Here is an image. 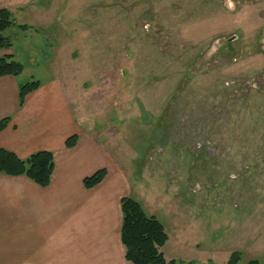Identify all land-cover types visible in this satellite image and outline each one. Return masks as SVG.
Masks as SVG:
<instances>
[{
  "label": "rangeland",
  "instance_id": "374dc122",
  "mask_svg": "<svg viewBox=\"0 0 264 264\" xmlns=\"http://www.w3.org/2000/svg\"><path fill=\"white\" fill-rule=\"evenodd\" d=\"M10 11L3 35L19 79L57 81L80 99L81 123L107 128L126 197L166 229L168 262L227 264L239 252V264H264V0H35Z\"/></svg>",
  "mask_w": 264,
  "mask_h": 264
},
{
  "label": "crops",
  "instance_id": "0c3cea01",
  "mask_svg": "<svg viewBox=\"0 0 264 264\" xmlns=\"http://www.w3.org/2000/svg\"><path fill=\"white\" fill-rule=\"evenodd\" d=\"M34 2L12 7L31 10ZM12 7L0 2V9ZM19 77L0 78V121L10 118L0 148L21 159L52 152L55 170L48 187L26 176L0 175V264H129L120 204L129 180L113 159L107 128L96 133L94 125L81 123L79 118H87L80 99L71 100L57 81L42 85L20 108L19 86L25 82ZM74 135L77 145L67 148ZM104 168L105 180L87 189L84 179Z\"/></svg>",
  "mask_w": 264,
  "mask_h": 264
},
{
  "label": "trees",
  "instance_id": "16d2710c",
  "mask_svg": "<svg viewBox=\"0 0 264 264\" xmlns=\"http://www.w3.org/2000/svg\"><path fill=\"white\" fill-rule=\"evenodd\" d=\"M13 14L7 8L0 9V51L9 50L13 44L3 33L15 26ZM22 30H28L29 26H20ZM24 72V66L14 60L13 55L0 56V78L4 76L19 77ZM42 84L40 81L27 82L19 86V106L25 105L26 98L38 91ZM10 118L0 121V132L5 130ZM79 137L74 135L67 139L66 147L73 148L77 145ZM55 170L54 154L48 151H40L32 154L27 159L19 158L14 152L0 148V175L11 177L26 176L40 187H48L51 184ZM108 175L106 168L97 171L84 179L87 189L101 184ZM122 211V244L126 251V260L129 264H177L175 260L168 262L162 252V248L168 241V235L164 225L155 217L145 212L143 205L131 198L123 197L120 201ZM241 255L235 252L231 255L227 264H239ZM249 264H259L251 261Z\"/></svg>",
  "mask_w": 264,
  "mask_h": 264
},
{
  "label": "water",
  "instance_id": "95a60500",
  "mask_svg": "<svg viewBox=\"0 0 264 264\" xmlns=\"http://www.w3.org/2000/svg\"><path fill=\"white\" fill-rule=\"evenodd\" d=\"M232 40H234V37L232 38Z\"/></svg>",
  "mask_w": 264,
  "mask_h": 264
}]
</instances>
